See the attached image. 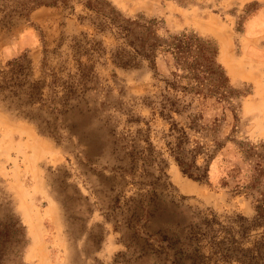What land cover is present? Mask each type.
<instances>
[{
  "label": "rangeland",
  "instance_id": "1",
  "mask_svg": "<svg viewBox=\"0 0 264 264\" xmlns=\"http://www.w3.org/2000/svg\"><path fill=\"white\" fill-rule=\"evenodd\" d=\"M109 1L128 16L154 20L160 34L192 30L213 38L231 84L249 93L242 99L237 122L212 100L198 107L207 130L189 131L184 151L189 158L188 150L197 142L215 147L207 161L206 155L197 154L201 170H192L201 173L206 164V181L182 172L169 148L173 137L167 121L155 114V104L144 103L155 99L159 89L145 61L123 68L105 56L97 57L100 85L87 95L91 109L85 111L86 104L81 112L68 109L53 114L47 109L44 115L51 134L0 104V213L11 209L26 225L24 262L240 264L224 256L228 247L224 242L231 241L236 249L250 247L262 229L243 235L238 231V224L247 223L239 215L250 219L254 201L235 188L237 176L224 184L227 170L245 169L227 139L264 141V0ZM79 15L86 12L75 3L73 11L40 6L27 18L15 17L13 25L0 29V65L27 47L32 78L42 77L43 59L48 70L61 64L68 70L73 65L66 47L71 38L85 31L100 38ZM103 39L107 44L111 41ZM60 41L64 44L57 47ZM113 133L119 138L117 145ZM145 139L153 146L151 154ZM215 142L223 146L217 149ZM127 153L147 154V160L143 165L138 158L131 167ZM125 167L133 173L120 174ZM56 176H68L67 182L87 195L91 205L80 204L73 193L65 210L50 184ZM115 197L127 217L124 235L104 219L105 210L100 208ZM252 264H264V259Z\"/></svg>",
  "mask_w": 264,
  "mask_h": 264
},
{
  "label": "trees",
  "instance_id": "2",
  "mask_svg": "<svg viewBox=\"0 0 264 264\" xmlns=\"http://www.w3.org/2000/svg\"><path fill=\"white\" fill-rule=\"evenodd\" d=\"M176 1L187 4L189 0ZM75 3L81 4L86 12L78 18L86 20L100 38H94L87 31L72 37L66 44L73 61L72 67L66 70V66L61 64L57 70H48L43 59L40 63L42 77L37 79L32 78L33 66L27 47L20 54L7 58L0 65V104L5 110L32 122L38 130L51 134L50 122L44 115L47 109L53 114L68 109L81 112L83 104H86L85 111L91 109L87 104V95L96 92L100 85L95 72L97 57L105 56L111 63L123 68L135 67L145 61L152 69L159 89L155 99L146 97L148 100L144 103L155 104V114L167 121L168 134L173 137V145L169 148L182 172L193 179L206 181V164L201 173L195 174L192 170H201L196 164V155H206L207 161L213 157L215 147L209 149L197 142L194 148L188 150L189 158L185 157L184 151L185 144L190 142L189 131L201 133L207 130V126L201 123L203 115L198 107L212 100L230 111L237 122L242 99L249 93L248 89L231 84L218 59L217 42L192 30L160 34L154 20L142 15L128 16L109 0H0V29L13 25L15 17L27 18L32 10L40 6H61L73 11ZM103 37L111 41L107 44ZM63 44L60 41L57 47ZM63 71L64 76H59L58 72ZM115 134L112 140L117 145L119 138ZM227 140L232 142L234 153L240 157L239 165L245 166V169L234 166L227 170L224 184H228V177L237 176L235 188L250 195L254 201L255 213L250 219L239 215L247 223L238 224V231L242 235L251 229L261 228L262 231L259 238L244 249H236L231 241L224 242L228 245L224 256L240 264H252L264 259V141L254 143L233 137ZM145 143L148 145L145 149L151 154V142L145 139ZM215 146L219 149L223 144L215 142ZM142 154L135 156L127 153L131 167L136 165L138 158L145 164L147 154ZM132 171L125 167L120 174L131 175ZM67 178L56 176L50 182L61 206L67 210L74 193L76 201L89 207V197L82 195L79 188L67 182ZM120 201L119 197H115L111 203L100 208L105 210L104 219L124 235V226L128 222L123 216ZM162 237L166 238L165 235ZM26 245V225L23 221L11 209L0 213V264H25L23 254Z\"/></svg>",
  "mask_w": 264,
  "mask_h": 264
},
{
  "label": "bare ground",
  "instance_id": "3",
  "mask_svg": "<svg viewBox=\"0 0 264 264\" xmlns=\"http://www.w3.org/2000/svg\"><path fill=\"white\" fill-rule=\"evenodd\" d=\"M226 51V46L224 47V52Z\"/></svg>",
  "mask_w": 264,
  "mask_h": 264
}]
</instances>
